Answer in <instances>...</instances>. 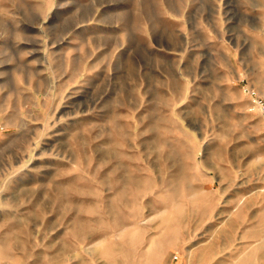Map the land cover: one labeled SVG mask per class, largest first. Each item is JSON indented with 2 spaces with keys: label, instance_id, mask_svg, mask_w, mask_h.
<instances>
[{
  "label": "crops",
  "instance_id": "1",
  "mask_svg": "<svg viewBox=\"0 0 264 264\" xmlns=\"http://www.w3.org/2000/svg\"><path fill=\"white\" fill-rule=\"evenodd\" d=\"M243 84L264 86V0H0V202L13 206L3 217L121 226L126 206L100 191L101 172L121 170L120 140L233 139L242 126L257 139ZM31 181L36 207L25 199L21 211L17 186Z\"/></svg>",
  "mask_w": 264,
  "mask_h": 264
},
{
  "label": "rangeland",
  "instance_id": "2",
  "mask_svg": "<svg viewBox=\"0 0 264 264\" xmlns=\"http://www.w3.org/2000/svg\"><path fill=\"white\" fill-rule=\"evenodd\" d=\"M245 129L233 139L122 138L121 170L101 172V193L118 195L126 206L115 228L91 219L87 231L77 218L73 229L19 227L3 217L13 206L0 202V264H264V135L247 138ZM20 157L34 164L33 153ZM73 161L76 168L80 156ZM17 187L21 211L25 199L34 209L32 192L26 195L33 182ZM8 190L0 188V197ZM60 242L68 250L44 249Z\"/></svg>",
  "mask_w": 264,
  "mask_h": 264
},
{
  "label": "built area",
  "instance_id": "3",
  "mask_svg": "<svg viewBox=\"0 0 264 264\" xmlns=\"http://www.w3.org/2000/svg\"><path fill=\"white\" fill-rule=\"evenodd\" d=\"M241 91L248 98V112L258 115L264 126V86L259 91L243 84Z\"/></svg>",
  "mask_w": 264,
  "mask_h": 264
}]
</instances>
